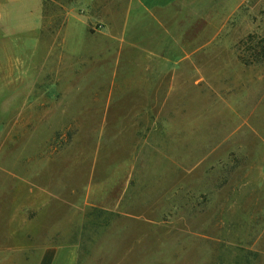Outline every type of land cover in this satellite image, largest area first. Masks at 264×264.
Masks as SVG:
<instances>
[{
  "label": "rangeland",
  "instance_id": "374dc122",
  "mask_svg": "<svg viewBox=\"0 0 264 264\" xmlns=\"http://www.w3.org/2000/svg\"><path fill=\"white\" fill-rule=\"evenodd\" d=\"M264 264V0H0V264Z\"/></svg>",
  "mask_w": 264,
  "mask_h": 264
},
{
  "label": "crops",
  "instance_id": "0c3cea01",
  "mask_svg": "<svg viewBox=\"0 0 264 264\" xmlns=\"http://www.w3.org/2000/svg\"><path fill=\"white\" fill-rule=\"evenodd\" d=\"M59 250L56 247L48 248L39 264H63V252Z\"/></svg>",
  "mask_w": 264,
  "mask_h": 264
}]
</instances>
